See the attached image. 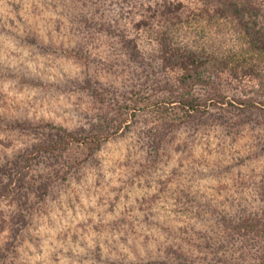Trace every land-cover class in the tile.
<instances>
[{"label":"clouds","instance_id":"9594fccd","mask_svg":"<svg viewBox=\"0 0 264 264\" xmlns=\"http://www.w3.org/2000/svg\"><path fill=\"white\" fill-rule=\"evenodd\" d=\"M232 2L0 0V264H264V55L239 23L264 30V0Z\"/></svg>","mask_w":264,"mask_h":264},{"label":"trees","instance_id":"16d2710c","mask_svg":"<svg viewBox=\"0 0 264 264\" xmlns=\"http://www.w3.org/2000/svg\"><path fill=\"white\" fill-rule=\"evenodd\" d=\"M222 7L217 10L218 15L221 18H227V14H231L232 16L236 17L237 19L240 17V10L235 7V4L232 2V0H219ZM240 27L244 32V35L247 37L251 48L253 51L257 54L264 55V30L257 31L255 30V25L253 27H249L247 24L243 23V21H239ZM143 97L141 98V101H143ZM155 107V105H153ZM196 106L193 104L191 106V110L195 111ZM182 115H186L185 113H182ZM99 139L98 136H88L85 140L81 141H73L74 143H81V144H88V143H95ZM64 146V141L62 139H52L50 150L53 152H59L61 148ZM29 161H26L25 164H27ZM20 179H23V176L20 177ZM11 183V181H10ZM8 192V186H4L3 188H0V195H3ZM24 206L23 204L21 205Z\"/></svg>","mask_w":264,"mask_h":264},{"label":"rangeland","instance_id":"374dc122","mask_svg":"<svg viewBox=\"0 0 264 264\" xmlns=\"http://www.w3.org/2000/svg\"><path fill=\"white\" fill-rule=\"evenodd\" d=\"M85 144H86V143H85ZM0 171H4V170L0 169ZM25 175H26V173H25ZM22 180H23V179H19V180L17 181V187H18V188L22 187ZM20 195H21V193L18 192L16 198L18 199V198L20 197Z\"/></svg>","mask_w":264,"mask_h":264}]
</instances>
